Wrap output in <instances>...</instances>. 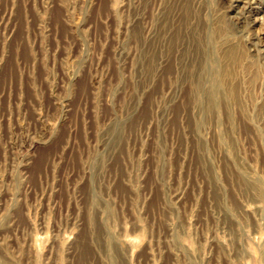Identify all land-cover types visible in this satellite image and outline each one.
Segmentation results:
<instances>
[{
	"label": "rangeland",
	"instance_id": "rangeland-1",
	"mask_svg": "<svg viewBox=\"0 0 264 264\" xmlns=\"http://www.w3.org/2000/svg\"><path fill=\"white\" fill-rule=\"evenodd\" d=\"M263 185L264 0H0V264H264Z\"/></svg>",
	"mask_w": 264,
	"mask_h": 264
},
{
	"label": "bare ground",
	"instance_id": "bare-ground-1",
	"mask_svg": "<svg viewBox=\"0 0 264 264\" xmlns=\"http://www.w3.org/2000/svg\"><path fill=\"white\" fill-rule=\"evenodd\" d=\"M243 175V174H242ZM264 186V185H263Z\"/></svg>",
	"mask_w": 264,
	"mask_h": 264
}]
</instances>
